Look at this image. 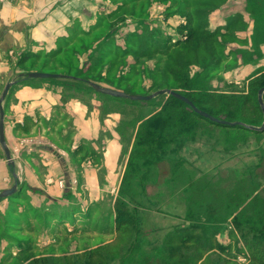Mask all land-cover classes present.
<instances>
[{"label": "rangeland", "instance_id": "obj_1", "mask_svg": "<svg viewBox=\"0 0 264 264\" xmlns=\"http://www.w3.org/2000/svg\"><path fill=\"white\" fill-rule=\"evenodd\" d=\"M203 1L206 0H200L198 5ZM194 2L137 0L131 4L130 0H109L94 7L97 15H93L92 20L78 21L76 30L64 38L58 45L59 51L51 57L40 52L23 58L25 62L20 67L24 75L39 71L68 76L64 79L23 76V83L49 84L53 90L71 96H83L84 91H89L93 99L116 102V106L105 108L102 119L112 114H118L121 119L114 131H102L98 143L120 138L124 148L111 179L113 183L117 180L115 194L94 196L93 205L87 209L79 205L60 211L59 205L51 206L46 200L41 202L39 192L29 189L27 192L26 176L21 172L25 153L44 143L49 146L55 138L53 135L47 139L49 128L56 133L53 119L42 124L46 131L44 143L37 131L17 136L15 125L6 122V97L3 102L5 132L9 136L14 133L16 140L11 148L6 139L14 167L8 165L0 147V193L15 185L17 189L12 196L0 199V264H164V260L167 264H258L254 250L245 247L241 235L235 237L228 230L212 239L216 227L209 229L205 217L191 216L189 211H193L192 214L199 210L213 211L219 205L225 210L224 205L232 193L238 190L243 193L258 184V191L264 196V132L262 135L243 129L233 132L195 120L192 134L175 141L169 137L168 142L147 147L146 139L137 138L140 125L159 111L169 97L163 95L146 103H131L102 96L88 84L90 81L139 95L162 90L160 86L153 87L154 80L158 84L173 80L165 74L169 65L165 52L172 44L187 39L194 26L201 25L203 30L226 32L236 38L216 36L213 41L220 43L219 50L217 44L213 48L212 41H207L201 50L186 48L174 62L186 66L189 79L207 78L214 90L243 94L247 98L248 81L264 68V43L260 45L254 37L261 21L264 22V0H214L220 4L219 9L232 12L243 7L234 6L242 3L246 6V14L230 12L233 15L221 23L215 19L212 23L213 16L210 14L208 19L199 6H191ZM251 3L258 5L255 11H250ZM259 8L263 9L260 14ZM113 10L116 11L112 13ZM234 22L237 28L232 29ZM196 39L192 40L194 46ZM254 48L261 50L262 57L255 62L245 61L242 52H253ZM142 54L147 57L141 60L139 55ZM3 91L1 87L0 98ZM244 108L248 121L255 124L249 126L261 127L264 114L259 102L249 99ZM162 144L167 146L164 148ZM139 145L141 148L136 151ZM105 146L101 144L98 150L87 148L83 154L79 150L80 157L74 161L76 167L81 168L85 163L84 166L91 164L99 170L102 159L97 156L102 155ZM149 148L150 154L144 155ZM97 175L100 182L111 176L106 167ZM80 179L74 185H79ZM122 204L126 207L124 211L120 210ZM119 211L124 212L120 221H126V226L114 233L113 229L119 224ZM125 229L127 233L123 234ZM207 230H211V234L206 235ZM187 231L195 235L186 246L173 240L184 237ZM204 238L209 241L204 243ZM232 240L231 253L222 254L219 247L228 249ZM114 243L117 244L111 247ZM106 246L110 248L107 253L104 252ZM99 253H103L105 261ZM144 256L148 257L145 262Z\"/></svg>", "mask_w": 264, "mask_h": 264}, {"label": "crops", "instance_id": "obj_2", "mask_svg": "<svg viewBox=\"0 0 264 264\" xmlns=\"http://www.w3.org/2000/svg\"><path fill=\"white\" fill-rule=\"evenodd\" d=\"M108 1L0 2V88H5L9 82L16 80V86L13 90L11 87L4 104L6 122L15 125L17 136L31 135L37 131L38 138H42L44 143L46 131L42 124L53 119V129H56V133L49 128V137L47 136L48 139L55 135L49 144L53 149L45 146V143L44 146L30 148V152H26L22 159L21 172L26 176L27 192L28 189L39 192L38 198L42 199L41 202L46 200L51 206L59 205L60 211L64 208L70 209L71 206L87 209L93 205L94 196L116 193L117 180L113 183L111 179H114L124 147L119 142L120 138L113 137L107 143L98 142L102 131H114L113 128L121 119L118 114L102 119L105 108L116 106L117 103H109L108 99L97 97L93 99L89 91H84L83 96H71L53 90L49 84L23 83L25 77L20 66L28 54L44 52L49 55L58 52V45L76 30L77 22L92 20L93 15H97L94 7ZM234 7L242 8L234 12L215 10L211 14L212 23L214 19L221 23L230 15L246 14V6L243 3ZM245 17L247 19V15ZM5 136L12 148L16 140L14 133L9 136L8 132H5ZM101 144L106 146L102 155L97 156L102 159L99 170L94 169L91 164L84 166L85 163L82 162L81 168L76 167L74 161L80 157L81 152L83 154L87 148L98 150ZM104 167L111 176H106L100 182L97 174L103 171ZM79 179L80 184L74 185Z\"/></svg>", "mask_w": 264, "mask_h": 264}, {"label": "trees", "instance_id": "obj_3", "mask_svg": "<svg viewBox=\"0 0 264 264\" xmlns=\"http://www.w3.org/2000/svg\"><path fill=\"white\" fill-rule=\"evenodd\" d=\"M135 1L137 0H130L131 4L135 3ZM194 1V4H192L191 6H199L202 14L208 15V19L210 14L219 9L218 6L220 5L217 2H213L214 0L203 1L201 5H198L200 0ZM251 4L253 6L251 5V8H249L250 11L256 9L258 6L255 3ZM124 5L123 6L126 7V4ZM186 7L188 8L187 4ZM257 11L259 12L258 14H260L263 9L259 8ZM236 26L237 23L234 22L231 28L235 29L237 28ZM233 35L230 37L226 32H217L215 30L207 31L203 30L201 25L194 26L193 32H191V35L188 36L187 39L172 44V46L164 54L167 58L166 61L169 64L168 67L165 68V74L167 77H173L171 78L173 79L172 82L170 83L165 80V83L158 84L154 80L153 87L160 86L161 88H163L162 90L169 89L176 91L189 98L198 109L210 114L211 116L230 123H240L241 125L230 126L210 122L196 115L183 102L169 97L168 101L160 106L159 111L154 113L149 118L145 119V121H143L140 125L137 133V138L139 140L146 139L148 142L147 147L155 146L159 143H165V141H167V138L169 137L171 138V141H175L178 137L192 134L193 128L196 126V121H207L208 123L219 128L228 129L229 131L233 132L238 131L239 129H243L255 135L263 134L264 130H252L245 127L249 126V124H255L248 121L247 115L244 113V111L246 110L244 106L248 104L249 99L252 100L254 98L255 101H258V92L260 89L264 88V68L248 81V97L246 96L247 98H244L243 94L235 95L228 92H223L219 89L214 90L210 85L211 83L207 81V78L202 80L200 76H194L192 79H189L188 77H186L185 73L186 66H183L181 63L174 62L175 58H180V56L184 54L186 48L190 49L195 47L196 49L201 50L202 46L206 44L207 41H212L210 46H213V48H215V44H217V49L219 50L220 43L213 41L216 36H220L222 39H233V37H235V35ZM194 37L197 38L195 41L196 46L192 44V40ZM254 37L257 39V42L260 45L264 43V22L261 21L259 29L254 33ZM221 54L222 53L219 51V55ZM242 54L244 60L249 62H255V60H258L260 57H262V53L259 48H254V51L249 53L242 52ZM52 55L49 54L48 57H51ZM146 57V54L139 55V59L141 60L145 59ZM163 146L165 148L167 145L164 144ZM140 148L141 146L136 148V151H139ZM150 152L151 151L149 148L144 152V155H148L150 154ZM129 179L130 178H128V182ZM125 183H127V177H125L124 179V185ZM258 185L251 187L248 191H245L243 193L239 190L235 193H232L229 200L226 201L225 205L222 202L225 210H221L222 206L219 205L213 211L206 209L199 210L198 212H195L193 214V211L189 212L191 216H194V214H198L200 217H205V219L207 220L205 221V225L210 226L209 229L212 227H216L217 232L213 233L214 236L212 239H216L217 236L223 235L224 232L228 230H230L229 234L234 235L235 237L237 235H241V238H243L244 240L245 247L249 248L250 250H254V257L256 259L255 262L258 264H264V196L260 191H258ZM125 193L126 192L124 191V194ZM128 197L130 198L129 195ZM219 202L221 201L219 200ZM125 208L126 207L124 206V204H122V208H120V210L124 211ZM127 210L128 208L126 209V211ZM122 211H119L118 213L117 217L119 218V224L113 229L114 233H117V231H122L123 225L126 226V221H120L121 219H123L122 215L124 214V212ZM198 228L204 229L203 227ZM126 230L127 229H125L123 234L127 233ZM211 230H207L206 235L211 234ZM187 232L188 233L184 237L173 238V240L176 242H181L183 243L182 245L186 246V242H189V240H191V237L195 235L190 234L189 231ZM114 233H112V235H114ZM199 241L200 239L196 242L197 245L199 244ZM208 241V238H204V243H207ZM232 243L233 240L231 242L229 241L228 249L224 248V246H220L219 250L222 251L221 253L224 254L227 251L231 253L230 246ZM116 244L117 243H114V245H111V247L115 246ZM115 250L116 248L113 249V251ZM107 251H110V248H107L106 246L104 248V252L107 253ZM112 254L114 255L115 252H112ZM99 255L100 258L102 260L104 259L105 261L103 253H99ZM147 259L148 257H143L144 262ZM166 261L167 260H164V264H167Z\"/></svg>", "mask_w": 264, "mask_h": 264}, {"label": "water", "instance_id": "obj_4", "mask_svg": "<svg viewBox=\"0 0 264 264\" xmlns=\"http://www.w3.org/2000/svg\"><path fill=\"white\" fill-rule=\"evenodd\" d=\"M24 76L30 79H64L68 77L62 74L61 75L60 74H47L43 72H29L25 74ZM15 83H16L15 81L9 82L5 86L2 96L0 98V147L5 154V157L8 161V165L10 167H14V161L12 160L11 151L6 142L5 112H4L3 102L8 95L10 88ZM88 84L93 89V91L101 94L102 96L110 97V98L121 100V101H128L131 103H146V102L154 100L155 98L159 96L167 95L168 97H172V98H175L183 102L190 108L192 112H194L196 115L200 116L201 118L205 120H208L210 122H214L217 124H222V125H230V126L241 125L240 123H230V122L223 121V120H220L218 118L211 116L210 114L198 109L196 105L189 98L173 90L164 89V90H158L155 93L150 94V95H139V94L126 93L124 91H119L116 89H111L109 87H104V86H101L100 84L90 82V81H88ZM263 96H264V88L260 89L258 92L259 106H260L262 113L264 114ZM245 127L252 129V130L260 131V130H264V123L261 127H254V126H245ZM16 189H17V185H15L10 190H6L0 193V199L12 196V194L16 191Z\"/></svg>", "mask_w": 264, "mask_h": 264}, {"label": "built area", "instance_id": "obj_5", "mask_svg": "<svg viewBox=\"0 0 264 264\" xmlns=\"http://www.w3.org/2000/svg\"><path fill=\"white\" fill-rule=\"evenodd\" d=\"M11 2L12 0H0V2Z\"/></svg>", "mask_w": 264, "mask_h": 264}]
</instances>
